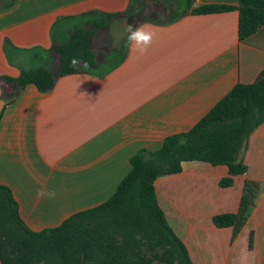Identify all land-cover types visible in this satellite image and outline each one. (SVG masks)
Returning <instances> with one entry per match:
<instances>
[{"label": "crops", "instance_id": "1", "mask_svg": "<svg viewBox=\"0 0 264 264\" xmlns=\"http://www.w3.org/2000/svg\"><path fill=\"white\" fill-rule=\"evenodd\" d=\"M130 1L0 0V78L55 67L56 44ZM164 2L172 22L132 25L119 17L98 32L94 71L61 76L45 92L28 84L12 102L11 86L0 80V184L10 187L31 230L57 227L106 202L139 150H158L167 136L190 130L234 86L253 83L264 70V26L240 40L238 10L192 12L238 0ZM128 25L157 33L145 55L129 51L125 32L116 37L115 28ZM244 162L246 173L229 187L220 186L228 166L204 161H185L181 172L155 181L159 205L193 264H232L245 247L252 264H264V122L249 136ZM246 179L260 182L261 193L234 236L233 226L218 227L213 218L238 211Z\"/></svg>", "mask_w": 264, "mask_h": 264}, {"label": "trees", "instance_id": "2", "mask_svg": "<svg viewBox=\"0 0 264 264\" xmlns=\"http://www.w3.org/2000/svg\"><path fill=\"white\" fill-rule=\"evenodd\" d=\"M12 2L4 0L1 5ZM158 8L163 9L162 15L156 11ZM166 9L164 0H131L125 11L103 12V17L95 18L91 27L74 29L69 42L54 46L55 67L40 66L22 70L18 77L0 78L11 86L9 102L28 84L45 92L61 76L98 69L94 41L113 19L126 17L132 25L147 19L174 21L173 13H165ZM230 10L239 12L240 40L264 26V0H238L237 5L205 4L192 12ZM144 11H150L151 16L144 17ZM73 58L80 61L75 67L71 64ZM263 122L264 70L253 83L234 86L190 130L167 136L158 150H139L131 158V171L106 202L76 212L61 225L40 232L25 224L12 190L0 184L1 264H193L185 244L159 205L155 181L181 172L185 161H204L227 165L229 175L220 180V186H232L234 176L247 171V142ZM260 193L261 183L246 179L238 211L215 215V224L233 226L236 236L247 223ZM252 243L253 234L250 246Z\"/></svg>", "mask_w": 264, "mask_h": 264}, {"label": "clouds", "instance_id": "3", "mask_svg": "<svg viewBox=\"0 0 264 264\" xmlns=\"http://www.w3.org/2000/svg\"><path fill=\"white\" fill-rule=\"evenodd\" d=\"M124 32L126 35V46L129 48V51L136 52L139 55H145L150 46L152 45L157 33L151 28L140 25L133 28L132 25H128ZM80 63L79 60L73 58L71 64L73 67L77 66ZM87 65H85L86 67ZM50 198L55 197V192L48 193ZM251 254L247 251V248H242L238 255L233 257L232 264H252L250 259Z\"/></svg>", "mask_w": 264, "mask_h": 264}, {"label": "rangeland", "instance_id": "4", "mask_svg": "<svg viewBox=\"0 0 264 264\" xmlns=\"http://www.w3.org/2000/svg\"><path fill=\"white\" fill-rule=\"evenodd\" d=\"M115 29H117L116 33H115V34H117L116 37H120L121 35H123L124 31H123L122 27H120V28L118 27V28H115Z\"/></svg>", "mask_w": 264, "mask_h": 264}]
</instances>
